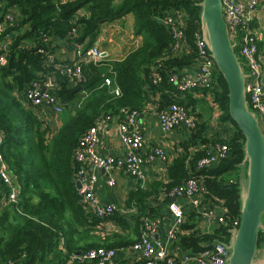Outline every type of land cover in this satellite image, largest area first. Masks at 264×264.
<instances>
[{
    "label": "trees",
    "instance_id": "trees-1",
    "mask_svg": "<svg viewBox=\"0 0 264 264\" xmlns=\"http://www.w3.org/2000/svg\"><path fill=\"white\" fill-rule=\"evenodd\" d=\"M199 1L0 0V20L6 13L15 12V23L6 31L11 35L6 50L4 40L0 42V54L7 56V63L0 64V130L4 134L5 159L20 186L18 201L6 203L5 195L10 189L0 178V264H70L73 254L96 247L127 248L140 238L116 231L100 238L99 231L105 230L101 226L104 220L123 224L126 215L118 210L106 218L87 216L75 185L78 164L74 150L84 133L101 120L123 119L130 111L142 113L150 103L151 93L159 97L158 110H165L172 103L187 108L177 98L180 91L171 75L197 62L193 34L200 26ZM180 8L186 12L188 21L183 26L185 37L178 50L171 27L162 19ZM129 13L136 16V33L143 36V43L122 60L113 61L111 71L106 74L100 63L85 66L89 75L86 83L73 86L68 79L60 78L57 93L63 102L73 103L82 95L84 99L53 131L38 108L26 104L25 90L33 81L54 71L48 55L60 48L59 41L88 48L95 45L104 23ZM251 25L255 30L261 26L257 20ZM74 29L76 36L72 35ZM262 30H258L261 35ZM259 51L264 69L263 36ZM236 52L246 64L239 46ZM157 75L161 80L154 83ZM110 76L113 83L106 85L104 79ZM218 80L220 88L212 91L220 102L222 120L232 123L235 131L229 138L216 137L213 143H226L227 157L213 166L199 168L198 162L208 149L191 152L185 148L170 166L167 185L156 183L151 190L138 186L130 195L129 205L134 201L138 206L140 229L142 216L156 217L159 213L160 206H152L150 198L160 186L166 194L165 201L169 202L175 187L191 178L203 181V204L224 212L227 225L218 223L207 232L200 226V213L187 212L175 241L186 253L203 250L216 240L228 242L230 223L240 218L239 165L245 155V138L229 115L228 86L219 69ZM80 86L82 90L78 89ZM115 87H119V95L115 94ZM129 207L131 210L132 206ZM263 241L261 233L260 244Z\"/></svg>",
    "mask_w": 264,
    "mask_h": 264
},
{
    "label": "built area",
    "instance_id": "built-area-1",
    "mask_svg": "<svg viewBox=\"0 0 264 264\" xmlns=\"http://www.w3.org/2000/svg\"><path fill=\"white\" fill-rule=\"evenodd\" d=\"M69 0H64L67 2ZM223 15L230 31L235 34L236 47L239 46L240 54L245 59L247 70L250 74L246 82L247 98L250 108L257 113L261 128L264 132V82L262 57L259 51V41L262 35L252 27V22L264 18V0H222ZM15 12H8L0 20V42L3 41L4 50L10 43L11 35L6 34L7 28L15 23ZM187 14L182 9L168 14L162 22L168 24L176 41L175 48L178 49L185 37L183 26L188 21ZM72 35H77L74 29ZM194 47L197 54V71L195 73L175 72L172 79L180 81L182 88L187 90H213L219 89L218 68L209 50L207 41L202 35L200 26L193 34ZM38 51L44 52L43 49ZM106 51L95 44L88 48L85 45L76 44V59L73 61L58 62L52 55L49 56V63L54 67V71L43 78L33 81L25 90V102L31 107L38 108L39 112L46 109L52 113L62 114L64 112V102L57 93L59 89V79L66 78L73 86L86 83L89 75L85 70V64L98 65L106 56ZM7 63L6 53L0 54V64ZM180 76H183L182 81ZM161 80L160 76L154 77V83ZM106 85L113 83L110 77L104 79ZM179 82V84H180ZM114 92L119 95V87H115ZM137 111L125 113L123 119H119V138L125 148L124 156L101 155L97 151L100 140L99 124L92 126L81 137L77 148L74 150V158L78 164L75 174V183L79 182L78 189L80 202L90 218H106L116 211L122 210L114 202L102 200L98 192V182L100 176L97 170H104L108 173L107 184L111 187L116 185L113 171L127 174L137 180V186L143 187L147 183L144 172V159L141 155V148L144 144V135L138 123ZM45 119V118H43ZM159 124L163 131H170L175 127L183 126L186 130L192 131L197 128L196 118L184 106L172 103L168 109L159 115ZM4 134L0 130V178L9 187V192L5 195L6 203H16L19 198L20 186L17 177L11 172L9 164L3 153ZM229 146L222 143L215 146V149H208L206 154L199 160V168L213 166L227 157ZM156 158L166 159L164 151L157 147L149 154L150 160ZM203 181L197 178L189 179L184 185L175 187L170 195L173 199L169 204V210L173 216L170 226L165 230L161 227V220L157 217L144 219L140 238L130 247L123 248L126 254H130L135 261L142 264H156L165 261L167 264H226L229 256L227 243L222 240L214 241L210 246L205 247L195 253L184 251L171 253L170 244H174L177 235L185 221L186 213L180 204L182 199H192L198 206V213L201 215V225L207 232L213 227L225 222L224 212L219 209H210L203 204ZM203 204V205H202ZM202 205V209H200ZM240 218L232 221L231 228L237 227ZM161 233L164 237L161 238ZM179 250L181 249L178 247ZM117 249L96 247L78 254H73L70 264H112L117 256Z\"/></svg>",
    "mask_w": 264,
    "mask_h": 264
},
{
    "label": "crops",
    "instance_id": "crops-1",
    "mask_svg": "<svg viewBox=\"0 0 264 264\" xmlns=\"http://www.w3.org/2000/svg\"><path fill=\"white\" fill-rule=\"evenodd\" d=\"M176 10L177 9H174L172 12ZM258 22L264 27L263 17H260ZM261 26L258 28L259 31L262 30ZM143 39L142 35L136 33V16L134 13H129L121 19L104 23L100 35L95 42V44L99 45L100 48L107 53L100 62V68L104 74L111 71V63L113 61H119L125 58L127 54L143 43ZM59 44L60 48L55 53L51 54L56 61H73L76 59L75 44L63 42V40L59 41ZM101 45H104L105 47H102ZM88 65L89 64H85V66ZM196 67L197 63L194 62L178 69L176 72H180L182 75L185 72L195 73L197 71ZM174 73L175 72H173L172 75ZM172 75L171 80L175 82L180 91V93L177 94V98L180 103H185V105H187V109L196 118L197 128L189 131L186 130L185 127L180 126L175 127L170 131H163L159 124V115L166 111L169 106L166 107L165 110H158L157 103L159 97L156 94L151 93L150 103L146 106L143 112L138 115V123L142 134L144 135V144L140 152L144 159L143 169L147 177V183L143 186V189L145 190H151L156 183L167 185L170 180V166L179 154L181 155L185 152V148L191 152H198L210 148L215 149V146L221 144L219 141H216L213 146V141L216 137L217 139L229 138L235 131V127L232 123L222 120L220 102L216 99L212 90L184 89L182 88L180 81L172 79ZM182 77L183 76H180L181 81L183 79ZM262 81L264 82V72ZM88 94L90 93H86V95ZM83 99L84 96L82 95L80 99L78 97L73 103L64 102V112L62 114L52 113L46 109L40 110L39 114L42 118H45L47 123L52 127V130L56 132L63 122L83 104ZM66 114L67 116L65 117ZM118 125V118L104 120L100 123L98 128L100 140L97 145V151L101 155H125V148L119 138ZM157 147H160L164 151L166 159H149V154H151L152 150ZM97 173L100 176L98 182L99 196L104 201L118 204L120 210L126 215L123 224H119L118 222L115 223L111 220H104L101 226L104 227L105 230L99 231V236L101 235L100 238L105 239L106 236L111 235L112 231L119 232L122 235H131L134 236V238L141 235L142 226L140 229L137 227L138 206L134 201L129 205L131 192L135 191L138 187L137 180L122 172L113 171L111 175L115 177L117 183L114 187H111L107 184L108 173L104 170H97ZM162 189V186H160V192L158 191L157 194L155 192L152 195V198H150V202L152 206H160L157 216L161 220V227L165 232L172 222L173 216L169 210V204L174 199L172 198L169 202L165 201L164 197L166 194L161 192ZM180 204L185 212L198 210V206L190 198L182 199ZM129 206H132L131 210L127 208ZM130 212L133 213L132 216H128ZM147 218H150V216H142L143 221ZM111 225H115L116 228L114 229V226L111 228ZM200 226L203 227L201 224ZM120 227L125 228L123 231H119ZM161 234V238H163L164 233ZM178 247L181 249L179 250ZM122 249L123 248L117 249V256L112 264H138L132 255L126 254ZM169 250L171 253L184 251L179 244L175 245V243L170 244Z\"/></svg>",
    "mask_w": 264,
    "mask_h": 264
},
{
    "label": "water",
    "instance_id": "water-1",
    "mask_svg": "<svg viewBox=\"0 0 264 264\" xmlns=\"http://www.w3.org/2000/svg\"><path fill=\"white\" fill-rule=\"evenodd\" d=\"M200 28L217 68L228 86L231 119L245 138L240 163V223L229 230L226 264H264V132L249 105L246 82L250 74L236 52V37L224 19L222 0H200ZM82 90L83 87L78 88ZM79 189L81 184L76 182Z\"/></svg>",
    "mask_w": 264,
    "mask_h": 264
},
{
    "label": "rangeland",
    "instance_id": "rangeland-1",
    "mask_svg": "<svg viewBox=\"0 0 264 264\" xmlns=\"http://www.w3.org/2000/svg\"><path fill=\"white\" fill-rule=\"evenodd\" d=\"M134 15H135V14H134ZM252 23H253V22H252ZM256 31L259 32L258 30H256ZM259 33H260V32H259ZM262 34H263V37H264V29L262 30ZM101 46H102V47H105L104 45H101ZM66 116H67V114L65 115V117H66ZM115 204H116V203H115ZM116 206H118V204H116ZM118 207H119V206H118ZM125 225H126V224H125ZM125 225H124V226H125ZM112 226H114V229L116 228L115 225H111V228H112ZM124 228H125V227H123V228L120 227V228H119V231H123ZM113 232H114V231H112V233H113Z\"/></svg>",
    "mask_w": 264,
    "mask_h": 264
}]
</instances>
